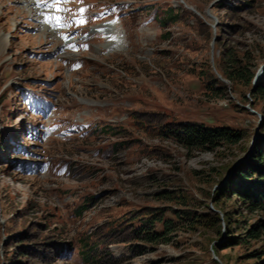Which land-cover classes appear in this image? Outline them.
<instances>
[{
	"label": "rangeland",
	"instance_id": "rangeland-1",
	"mask_svg": "<svg viewBox=\"0 0 264 264\" xmlns=\"http://www.w3.org/2000/svg\"><path fill=\"white\" fill-rule=\"evenodd\" d=\"M8 1L0 0V264L112 262L85 260L87 246L120 257L116 264H259L264 228L241 235L264 211L220 188L264 138V94L250 93L264 65V0L241 11L212 0H61L67 9L50 8L65 13L55 22L66 34L14 18L21 2ZM168 5L180 15L163 25L157 16ZM230 46L248 55L250 84L221 74ZM212 74L226 83L220 93L206 86ZM180 120L243 137L188 149L165 128ZM185 209L195 220L180 218ZM149 213L174 221L170 240H112L110 228ZM20 234L52 248L50 259L17 254ZM57 241L71 248L57 252Z\"/></svg>",
	"mask_w": 264,
	"mask_h": 264
},
{
	"label": "trees",
	"instance_id": "trees-1",
	"mask_svg": "<svg viewBox=\"0 0 264 264\" xmlns=\"http://www.w3.org/2000/svg\"><path fill=\"white\" fill-rule=\"evenodd\" d=\"M255 0H238L236 3L226 0H215L211 5L222 7L231 11H241L249 6ZM181 7H174L168 5L162 9V15L157 16L159 22L166 25L168 21H175L180 15ZM222 62L223 67L219 64L221 74L231 80L232 84L237 83H251L253 76V70L248 65V55L240 54L233 46L227 47L222 50ZM221 83L222 85H218ZM206 86L214 91V93H220L226 88V83L223 79L217 75L212 74L211 78L207 81ZM250 93L255 97L264 94V65L260 78L255 80L250 86ZM261 127L264 129V120ZM172 135H174L181 144L188 149H203L213 148L222 142H236L243 137V132L240 129L233 128L227 125H206L196 121H176L167 123L165 125ZM221 193L231 192L236 194L241 203L245 205L249 210L261 209L264 211V138H257L252 144L251 152L248 157L241 160L232 166L228 171L226 180L220 188ZM86 204H82V208ZM180 213V218L197 217L191 209H185ZM147 213V211L142 212ZM144 218H138L135 222L132 220L127 225L112 227L111 237L112 240H127L140 239L145 242H159L168 241L171 238L170 232L174 229V221L172 219L163 218L162 215L157 213H149L143 216ZM156 220H162V228L155 226ZM264 228V220H256L252 223L245 225V232L241 238L247 239V237H258L262 229ZM18 248L17 254L28 255L31 257H37L40 259H50L48 256L51 250H47L40 245V242L31 243L25 242L24 238L18 235ZM26 239V237H25ZM24 240V241H23ZM231 240H234L233 238ZM229 240L227 245L233 243ZM17 244V242H16ZM54 245V250L57 252H65L71 248L70 242H51ZM86 245L87 242H84ZM96 247V246H95ZM131 251L135 254L142 252L143 248H139L136 244H131ZM93 247L82 248V255L85 260H92L95 262H108V264H116L121 261L120 257H112L107 252H97ZM259 255V251H255ZM52 256V254H50ZM101 257H99V256ZM16 263V262H15ZM20 264V261H18ZM259 264H264V259H260Z\"/></svg>",
	"mask_w": 264,
	"mask_h": 264
},
{
	"label": "bare ground",
	"instance_id": "bare-ground-1",
	"mask_svg": "<svg viewBox=\"0 0 264 264\" xmlns=\"http://www.w3.org/2000/svg\"><path fill=\"white\" fill-rule=\"evenodd\" d=\"M5 1L6 0H4V3H5ZM9 1H11V0H9ZM9 1L7 2V4L9 3ZM16 1V0H15ZM35 0H17L16 2H18V3H20L21 2V5L20 6H18L17 8H11V10H9L10 12H13V17L14 18H16L15 16L17 15V16H19V17H21V18H26V17H30V19H31V22H35V21H37V22H39L38 21V15H37V12L38 11H40L41 9H37V10H35L34 9V6L33 5H31V3L32 2H34ZM18 17V18H19ZM20 19V18H19ZM21 20V19H20ZM63 22H65V21H63ZM40 25V24H39ZM41 27V26H40ZM35 28H38V27H36L35 26ZM41 30H47V32L49 31V30H51L52 31V34H53V32L54 31H57V29L55 30V29H53V28H51V27H49V28H42L41 27ZM68 31H69V29L68 28H61V33H68ZM44 32V31H43ZM45 33V32H44ZM1 36H3V35H1ZM0 36V45H3V44H6V37L5 36H3V37H1ZM27 37V36H26ZM45 37H46V35H45ZM66 41V40H65ZM64 45L66 44L65 42H62Z\"/></svg>",
	"mask_w": 264,
	"mask_h": 264
},
{
	"label": "snow or ice",
	"instance_id": "snow-or-ice-1",
	"mask_svg": "<svg viewBox=\"0 0 264 264\" xmlns=\"http://www.w3.org/2000/svg\"><path fill=\"white\" fill-rule=\"evenodd\" d=\"M39 2H43V0H38V3ZM64 2L66 3L67 0H64ZM60 3H61V0H52L51 4L45 3V6L46 7H52L53 5L60 4ZM80 22L83 23V21H80Z\"/></svg>",
	"mask_w": 264,
	"mask_h": 264
},
{
	"label": "water",
	"instance_id": "water-1",
	"mask_svg": "<svg viewBox=\"0 0 264 264\" xmlns=\"http://www.w3.org/2000/svg\"><path fill=\"white\" fill-rule=\"evenodd\" d=\"M215 0H212L211 2H210V5L214 2ZM218 76H220V74H218Z\"/></svg>",
	"mask_w": 264,
	"mask_h": 264
}]
</instances>
